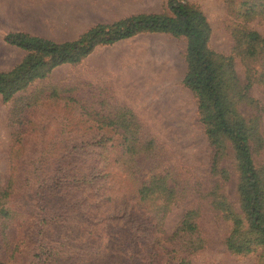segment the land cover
Wrapping results in <instances>:
<instances>
[{"label": "rangeland", "instance_id": "1", "mask_svg": "<svg viewBox=\"0 0 264 264\" xmlns=\"http://www.w3.org/2000/svg\"><path fill=\"white\" fill-rule=\"evenodd\" d=\"M181 1L205 15L209 49L230 59L231 109L254 127L249 144L264 181V44L248 38H264V0ZM167 2L0 0V71L26 54L4 42L8 33L72 41L97 24L167 13ZM186 47L183 37L138 34L54 68L7 102L0 95L8 205L18 210L29 195L42 198L44 185L51 192L32 203L36 214L0 215V262L264 264L261 247L228 248L233 218L244 220L240 176L231 144L210 141L183 84ZM59 176L80 183L66 200L54 196Z\"/></svg>", "mask_w": 264, "mask_h": 264}, {"label": "trees", "instance_id": "2", "mask_svg": "<svg viewBox=\"0 0 264 264\" xmlns=\"http://www.w3.org/2000/svg\"><path fill=\"white\" fill-rule=\"evenodd\" d=\"M143 33L169 34L186 39L187 73L183 84L198 100L201 121L210 141L216 146H220V143L222 145L223 139L231 144L240 176L238 194L244 220L233 218L234 229L227 241L228 248L235 253H244L254 244V248L261 247L264 251V181L262 173L254 165L249 144L254 127L238 115L234 108L231 109L232 97L235 95L231 94L232 85L225 77L230 59L223 58L209 49L211 28L199 9L181 0H168L167 13H138L110 24H97L72 41L55 42L24 32L8 33L3 38L4 42L26 54L11 70L0 71L2 100L9 101L15 93L25 89L33 80L44 78L58 66L79 63L98 46L112 45ZM248 38L252 42L264 44V38L257 33H249ZM253 53L251 50L250 54ZM229 77H232V73ZM119 109L120 112L125 111V108ZM68 181H71L70 191L65 189ZM74 188L80 189V183L76 179L59 176L58 191L54 196L57 199L61 196L66 200L72 195ZM46 194L51 192L44 185L40 192L42 198L32 200L29 195L18 202L20 209L13 210L8 205V191L0 189V215L7 218L12 213L19 214L21 211L23 214L24 209H27L29 214H36L32 203L47 201ZM47 213L50 216L54 214L52 211ZM186 225L188 229H194L192 223L185 221L182 228ZM120 261L123 264H136L135 258Z\"/></svg>", "mask_w": 264, "mask_h": 264}]
</instances>
